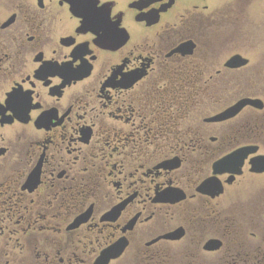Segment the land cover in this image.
<instances>
[{
	"label": "flooded vegetation",
	"instance_id": "1",
	"mask_svg": "<svg viewBox=\"0 0 264 264\" xmlns=\"http://www.w3.org/2000/svg\"><path fill=\"white\" fill-rule=\"evenodd\" d=\"M236 56L245 63L229 67ZM186 79L210 89L189 120L177 100ZM213 86L239 96L212 115ZM244 100L261 107L206 122ZM181 134L187 143L169 142ZM243 148L257 152L241 174L216 176L221 194L198 191ZM153 150L170 154L150 161ZM173 160L178 168L158 169ZM258 163L264 0H0V264H20L21 252L31 264H95L121 240L109 264H264ZM168 189L185 199L160 202ZM125 201L117 221H103Z\"/></svg>",
	"mask_w": 264,
	"mask_h": 264
},
{
	"label": "water",
	"instance_id": "2",
	"mask_svg": "<svg viewBox=\"0 0 264 264\" xmlns=\"http://www.w3.org/2000/svg\"><path fill=\"white\" fill-rule=\"evenodd\" d=\"M243 63L245 62L241 60L239 56H236L233 59H231V61L228 63V66L232 68H236L242 65ZM247 105L261 107V104L259 101H249V100L240 101L239 103H237L235 106L231 107L224 113L214 118L209 119L208 122L216 123V122H223L225 120L231 119L235 117ZM256 152H257V148H243L219 160L218 162H216L213 167L215 177H212L206 180L199 187L198 191L201 192L202 194H211L212 196L215 194L216 195L221 194L223 192V187H222V184L216 178V176L222 175L225 173L236 174V175L241 174L242 173L241 167L243 166L244 160L248 157L250 153H256ZM177 161L178 160L165 162L162 165H160L158 168L160 169L162 168L165 170H173L179 167V163L177 164ZM257 165L262 166V169L258 171H264V166L262 165V163H258ZM160 197H161V200H159L160 202L175 203V202H179L185 199L186 196L180 190L168 189L165 192L161 193ZM127 203L128 201L115 207L110 213L104 216L103 221H106V220L112 221V222L117 221ZM89 211L85 213L84 215L80 216L79 218H77L75 222L73 223V225L70 227V229L77 228L81 224L88 222L90 218ZM134 224H135V220L132 222V225L131 224L129 225V227L133 226ZM126 229L127 228H125L124 231H126ZM182 234H183V231L179 230L178 232L173 233L172 235H168L166 237L174 238L177 235H182ZM126 245L127 244L125 240H121L117 242L113 246L104 250L101 253L100 257L97 259L95 264H109L111 260L119 258L124 253L126 249Z\"/></svg>",
	"mask_w": 264,
	"mask_h": 264
},
{
	"label": "trees",
	"instance_id": "3",
	"mask_svg": "<svg viewBox=\"0 0 264 264\" xmlns=\"http://www.w3.org/2000/svg\"><path fill=\"white\" fill-rule=\"evenodd\" d=\"M191 90V94H190ZM195 90V91H194ZM235 91V88L232 87H221V86H213L212 87V115L216 114L220 111H222V108H226L228 105L232 104L239 96V93L233 92ZM224 93H228V99L227 101L222 98ZM210 94V89L209 87H206L204 85H201L200 83H191L187 79L185 82L181 85L179 89V101L180 104V110L182 112H185L187 119L189 120L188 116V109L189 106L192 105L193 103H196L197 107H200L201 103H199L201 100L205 101V98L208 99ZM191 96H195L196 99H192ZM205 108L203 107V110ZM211 115H208V117ZM207 118V117H206ZM200 121L199 118H196L195 122ZM204 121L200 122V125H206L204 124ZM211 125V124H209ZM208 126V125H207ZM188 136L189 134H181V135H168L170 138L169 142L176 141L177 138H179L181 141H185V143L188 142ZM178 143V142H176ZM162 144H166V142H163ZM172 144V143H171ZM224 153L223 150H219L216 152H212V160H214L217 157H220ZM170 154L169 151L164 150V151H157L155 152L154 150L151 152L150 156V161H153L157 159L158 157L161 159H165L166 156Z\"/></svg>",
	"mask_w": 264,
	"mask_h": 264
},
{
	"label": "rangeland",
	"instance_id": "4",
	"mask_svg": "<svg viewBox=\"0 0 264 264\" xmlns=\"http://www.w3.org/2000/svg\"><path fill=\"white\" fill-rule=\"evenodd\" d=\"M214 46H219V45L214 43ZM248 57H252V58L254 59L256 56H255L254 54H251V55L248 56ZM189 162H191V161H190V159L188 158V161H187V168L191 166ZM185 164H186V163H185ZM179 172H180V173H182V172L186 173L187 171H185V168H181V170H180ZM247 177H249V176L247 175V176L244 178V180H245ZM250 178H251V177H250ZM249 181H250V180H249V178H248V181H247V182H249ZM262 187H263V186H262ZM111 191H112L113 193H115V189H114V188H111ZM87 207H89V205H87ZM87 207H86V209H87ZM146 225H147V226H153L154 228L158 227V226H156V223H155V222L146 223ZM48 235H49V237H51V239L55 238L56 236H59V235H57V233H54V234H52V235L48 233ZM48 235H47L45 238H49ZM37 245H38V247H40V248H44V243H42V244H37ZM47 251H48V248H47ZM68 251H69V250H68ZM55 252H56V251H55ZM56 253H57V252H56ZM63 253H64V252H63ZM31 254H32V253L21 252L20 264H27L29 261H31V260L33 259V257H32ZM48 261H49V259H48ZM28 264H31V263H28ZM116 264H128V259L122 258V260L117 261Z\"/></svg>",
	"mask_w": 264,
	"mask_h": 264
}]
</instances>
